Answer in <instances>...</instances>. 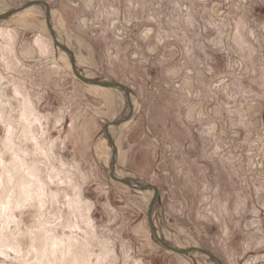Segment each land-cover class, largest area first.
I'll use <instances>...</instances> for the list:
<instances>
[{"label": "rangeland", "instance_id": "obj_1", "mask_svg": "<svg viewBox=\"0 0 264 264\" xmlns=\"http://www.w3.org/2000/svg\"><path fill=\"white\" fill-rule=\"evenodd\" d=\"M38 1L83 76L130 89L115 172L158 189L163 240L264 264V0ZM37 7L0 21V264H216L162 249L153 192L109 179L125 93L74 78Z\"/></svg>", "mask_w": 264, "mask_h": 264}, {"label": "water", "instance_id": "obj_2", "mask_svg": "<svg viewBox=\"0 0 264 264\" xmlns=\"http://www.w3.org/2000/svg\"><path fill=\"white\" fill-rule=\"evenodd\" d=\"M31 6H42L44 8L45 26H46L47 31L49 33V36L52 40L53 46L68 56L70 70H71V73L74 76V78H76L79 82H81L85 85L96 86V87H101V88H106V89H117V90H121L125 93V100H126V105L128 108V112H127L126 116L120 120L110 122L109 124L105 125L103 128L104 138L110 144V147H111L110 160H109V179L113 182L127 186L128 188L135 190V191H141V192L152 191L153 192L152 197H151L150 202H149V205H148V208H147V211H146V216H147L148 226L150 228V231H151V234H152V237L154 238V240L163 249L170 251V252H173L175 254L186 255V254H190V253H197V254H201V255L206 256L207 258L214 261L216 264H223L219 259H217L214 255H212L210 252H208L206 250H203L201 248H195V247L184 249V250L183 249H176V248L172 247L171 245H169L167 242H165L163 240V238L160 235H158L157 229L154 226L153 220H152L153 207H154L155 201L159 198L158 189L151 184H148L145 182L139 183L136 180L131 179V178H123V179L118 178L116 176V172H115L117 148L115 146V143H114L113 137L111 136L109 128L110 127L118 128L121 125L129 122L133 118L134 109H133V104L130 100V89L128 87L120 84V83H117V82L96 81V80H93L91 78L85 77L81 74V72L77 68V63L75 60L74 53L68 47L59 43L57 40V36H56V34L53 30V27L50 23L51 22L50 21L51 9L46 2L38 1V0L27 2L24 5L14 9V10L0 14V21L8 19L9 17L13 16L14 14L19 13V12H21V11L25 10L26 8L31 7Z\"/></svg>", "mask_w": 264, "mask_h": 264}, {"label": "bare ground", "instance_id": "obj_3", "mask_svg": "<svg viewBox=\"0 0 264 264\" xmlns=\"http://www.w3.org/2000/svg\"><path fill=\"white\" fill-rule=\"evenodd\" d=\"M27 14H29V15H37V14H41V9L39 8V7H37V6H31V7H29V8H26L25 10H23V11H21V12H19V13H16V14H14V16H21V15H27ZM50 21L52 22L51 23V25H52V27H53V30H56V29H58V28H61V26H62V24H61V16H60V14L57 12V11H54V10H51L50 11ZM43 29H44V31H45V33H47V30H46V26H45V24L43 25ZM63 53V52H62ZM65 53H63V57H64V59H65V61H66V66L65 67H67L68 68V70H70V65H69V62L67 61V57L64 55ZM91 88H98V89H101V90H104V91H107V90H109V89H106V88H101V87H96V86H90ZM126 124V123H125ZM121 126H124V124L123 125H121ZM112 127H110L109 129H110V133H111V136L113 137V132H112V130L113 129H111ZM103 143V142H102ZM115 143V142H114ZM103 145V144H102ZM104 146V145H103ZM106 147V146H105ZM100 149H101V147H100ZM99 149V150H100ZM107 150H109L108 148H107ZM98 151V150H97ZM102 151V150H101ZM111 151V150H110ZM103 152H105V149H104V151ZM101 153V152H100ZM103 154V153H102ZM106 154H109V151H107L106 152ZM105 154V155H106ZM106 156H108V155H106ZM23 193H25V194H29V191L26 189V190H24L23 191ZM157 229V228H156ZM157 233H158V230H157ZM158 235H160L159 233H158ZM159 245V244H158ZM160 246V245H159ZM161 247V246H160ZM162 248V247H161ZM196 248V247H195ZM163 249V248H162ZM165 250V249H164ZM165 251H167V250H165ZM168 252H170V251H168ZM171 253H173V252H171ZM175 254V253H174ZM179 255V254H178ZM204 256V255H203ZM206 257V256H205Z\"/></svg>", "mask_w": 264, "mask_h": 264}, {"label": "crops", "instance_id": "obj_4", "mask_svg": "<svg viewBox=\"0 0 264 264\" xmlns=\"http://www.w3.org/2000/svg\"><path fill=\"white\" fill-rule=\"evenodd\" d=\"M258 102L260 109H264V94L258 98Z\"/></svg>", "mask_w": 264, "mask_h": 264}]
</instances>
